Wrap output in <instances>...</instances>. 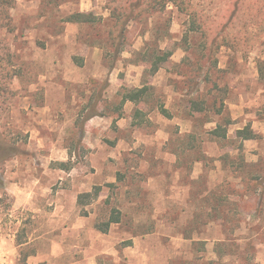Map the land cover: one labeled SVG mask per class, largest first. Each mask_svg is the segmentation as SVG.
Segmentation results:
<instances>
[{"label": "rangeland", "instance_id": "374dc122", "mask_svg": "<svg viewBox=\"0 0 264 264\" xmlns=\"http://www.w3.org/2000/svg\"><path fill=\"white\" fill-rule=\"evenodd\" d=\"M183 1L196 32L173 4L126 22L124 2L0 0V264H264V0Z\"/></svg>", "mask_w": 264, "mask_h": 264}, {"label": "trees", "instance_id": "16d2710c", "mask_svg": "<svg viewBox=\"0 0 264 264\" xmlns=\"http://www.w3.org/2000/svg\"><path fill=\"white\" fill-rule=\"evenodd\" d=\"M112 1H116V2H124L125 5H122L119 9L114 8V11L117 13L114 14V16H116V18L119 20L121 17L124 19V21H128V18L131 17L132 15H135L136 17L139 16V13L137 11L139 10H145L146 7H148V5H157L160 4L165 7L168 4H173L174 6L178 7L179 10L181 12H183L184 14H186L189 18L190 21V31L196 32L199 30V27H201L200 22L197 21V15L194 12V10L192 9V7L186 3L183 0H148L144 1V0H112ZM241 0H238L236 5L233 7L238 8L239 6V2ZM113 10V9H112ZM123 12V14L121 12ZM196 16V17H195ZM72 22H87V20L85 19V15L84 14H77L73 17L70 18ZM199 26H197V25ZM124 23L122 24V27H124ZM201 29V28H200ZM123 34V33H122ZM122 34L120 36V38L122 37ZM204 39H208L205 35ZM111 38L114 39V41H116L118 37L113 38L112 34H111ZM248 40L247 36H244L241 39H238L237 37L233 38V42L230 45V48L235 50V51H241V52H245L247 50H244V48L240 47L237 45L238 41L241 42L242 44L246 45ZM215 44V40L213 39L211 42V45ZM118 46V44L116 45ZM158 52V51H157ZM172 53H166L165 50H161L159 51L157 54H152L150 55V60H145L149 63L150 69H149V74L151 76L155 75L160 69H162L166 63H168L169 57H171ZM259 72L260 75L264 81V62L260 63L259 66ZM151 88H149V86H143L142 88H134V89H127L124 90L121 102L119 104L120 108L121 106H123L127 101L134 103L135 105L141 103V102H145L146 99H148L151 95L150 93ZM204 107V106H202ZM202 107H199V104L194 103L192 104V108L194 109L195 112H200L203 111ZM158 111L166 118H170L171 115L168 112L167 109H165V107L163 105H159L158 106ZM221 113V112H220ZM219 113V114H220ZM93 115H96V113H93ZM132 119L134 121H136L137 123H142L144 122L145 119V114L143 111L139 110V109H135L132 113ZM226 126H222L220 124H217L215 129L212 130V132H210V134L212 135V138L217 142V143H225V139H226V134H227V126L230 125V121L226 120ZM255 134L252 131V129L249 126H246L242 129H239L236 131V138L239 140V145L235 148H233L234 150L238 151V154L241 155L242 150H243V142L246 141H250V140H254L255 139ZM225 146V145H223ZM4 148V147H3ZM242 156V155H241ZM101 191L100 187H95L93 189V191L91 193H86V194H82L78 197L77 202L79 206H85L88 204V202H90L89 200L91 199H95L98 197L99 193ZM120 222V216H119V212L118 211H112L111 217L109 218V220L102 224V225H98L97 229L99 231H101L102 233H107L110 226L112 224H118ZM27 242H21L20 240L17 241V245L19 247L23 246L24 244H26ZM21 256V254H20ZM29 256L28 255H24L23 258H20V264H27V258Z\"/></svg>", "mask_w": 264, "mask_h": 264}, {"label": "crops", "instance_id": "0c3cea01", "mask_svg": "<svg viewBox=\"0 0 264 264\" xmlns=\"http://www.w3.org/2000/svg\"><path fill=\"white\" fill-rule=\"evenodd\" d=\"M130 122H131V120H130ZM131 124H133V121L130 123V125ZM28 243H26L25 245H27ZM28 258H30V257H28ZM88 259H90V258H88ZM28 260V259H27ZM31 261V260H30ZM28 264H31L30 262L28 263ZM89 264V263H88Z\"/></svg>", "mask_w": 264, "mask_h": 264}]
</instances>
